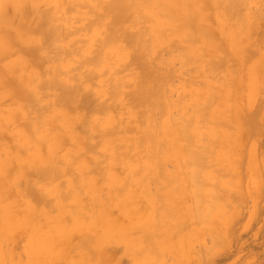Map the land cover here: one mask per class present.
Returning a JSON list of instances; mask_svg holds the SVG:
<instances>
[{
    "label": "rangeland",
    "instance_id": "374dc122",
    "mask_svg": "<svg viewBox=\"0 0 264 264\" xmlns=\"http://www.w3.org/2000/svg\"><path fill=\"white\" fill-rule=\"evenodd\" d=\"M111 1L8 8L0 264H264V0H164L168 18L155 0L141 17L121 13L106 44ZM138 31L150 50L143 59L132 58ZM100 52L105 60L89 66ZM140 85L159 89L156 106L133 104ZM141 125L162 146L156 168L143 171L145 189H127L146 158L126 147ZM184 134L194 135L191 150L208 144L198 191L187 183ZM113 154L126 156L111 163Z\"/></svg>",
    "mask_w": 264,
    "mask_h": 264
},
{
    "label": "bare ground",
    "instance_id": "6f19581e",
    "mask_svg": "<svg viewBox=\"0 0 264 264\" xmlns=\"http://www.w3.org/2000/svg\"><path fill=\"white\" fill-rule=\"evenodd\" d=\"M14 1L22 2L23 0H0V28L3 26V24L8 20L9 18V12L8 8L12 6ZM155 0H113L111 1L110 5L108 6L109 13L113 16V22L112 27L109 29L108 34L104 40V43L110 44L112 43L119 35L121 28V13H131L133 15H138L141 17V8L146 6L147 4H150V9H152V3ZM161 1V2H160ZM157 4V7L159 6L161 13L164 14L166 18L171 17L173 14V8L170 5H166L164 0H160ZM230 1H228L229 3ZM227 9V8H226ZM149 17V16H148ZM10 23V22H8ZM7 23V24H8ZM94 24H91L93 26ZM8 27V25H7ZM49 38H53L55 35L54 30L52 29L50 32L46 34ZM131 37L134 41L131 45L134 47L135 52L133 54L132 58L135 59H143L146 57V54L149 50L148 45L146 44L147 41L142 40L143 34L138 32H132L130 33ZM106 58V55L103 56V54L100 52L98 54H95L93 58H91L88 61L89 66H99ZM90 79L93 78V75H89ZM55 86L59 87L63 92V98H69L72 97L73 90L70 87H62L60 84H54ZM81 88V86H78ZM117 89L115 90L114 95H117ZM160 91L159 89L154 90H147L145 87L140 85L137 90H135L132 94H130V98L136 106L143 107L148 105V107H153L157 105V101L159 100ZM85 99V106L93 107L94 100L92 97L88 94H83L82 96ZM84 103V102H83ZM99 110H104L105 107L99 105ZM149 114V112H148ZM87 121V119H86ZM138 131L136 134V137L133 140H130L127 144V149L129 150H135L139 151V154L142 155L143 153L146 154L145 162H141L139 160L137 164H134V167H139L138 172L128 181L125 182V188H129L130 186H137L140 187L142 190L145 189V173L144 170H148L154 167L156 168L155 158L157 155V152L159 148L162 146V144L159 142L157 133L154 130V127L152 125H147L145 128L141 125L140 127H135ZM131 131H135L132 129ZM114 134V133H113ZM185 136V146H184V155L187 154V157L185 159L186 162V168L189 169V173L187 174V180L188 185L191 189H194L198 191L200 185H201V179H204L203 172L205 170L204 163L206 162V159H204V153L208 151V144L203 140L200 139V148L201 151H197L194 149H190V142L191 139L194 137L193 134H184ZM119 143H125L123 139H117ZM189 146V147H188ZM167 155V154H166ZM126 155H115L111 157V163L116 160V158H123ZM168 156V155H167ZM166 158V157H165ZM183 165V164H182ZM184 167V166H183ZM149 178L153 177V174L151 172H148ZM141 177V180L138 181V183L134 184V180ZM169 179V178H168ZM124 188V186H123ZM124 188V189H125ZM126 190V189H125ZM145 192L148 194L147 190ZM203 201L197 202V214L203 213ZM153 236V234L148 230L145 233H143V239L144 243H147L149 239Z\"/></svg>",
    "mask_w": 264,
    "mask_h": 264
}]
</instances>
